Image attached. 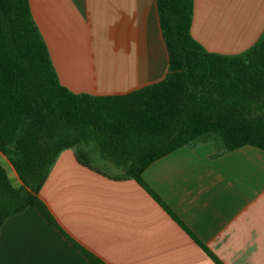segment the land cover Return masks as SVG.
<instances>
[{"label":"crops","instance_id":"crops-1","mask_svg":"<svg viewBox=\"0 0 264 264\" xmlns=\"http://www.w3.org/2000/svg\"><path fill=\"white\" fill-rule=\"evenodd\" d=\"M60 81L70 90L127 94L162 81L169 53L157 0H30ZM264 32V0H195L193 36L240 54ZM0 163L15 186L8 158ZM142 185L115 179L64 150L41 190L62 226L102 264H264V149L184 145L152 162ZM0 264H93L34 207L9 217Z\"/></svg>","mask_w":264,"mask_h":264},{"label":"trees","instance_id":"trees-1","mask_svg":"<svg viewBox=\"0 0 264 264\" xmlns=\"http://www.w3.org/2000/svg\"><path fill=\"white\" fill-rule=\"evenodd\" d=\"M157 5L169 53L166 77L127 94L96 95L62 84L30 0H0V152L22 181L15 186L0 163V233L9 217L34 207L102 264L41 197L64 150L74 149L80 163L106 176L146 185V168L184 145L264 149V32L243 53L210 52L192 34L195 0Z\"/></svg>","mask_w":264,"mask_h":264}]
</instances>
